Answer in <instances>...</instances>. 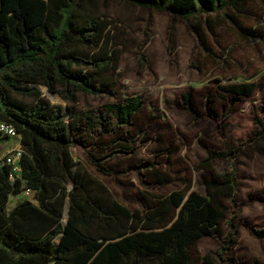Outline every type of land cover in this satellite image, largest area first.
I'll use <instances>...</instances> for the list:
<instances>
[{"label":"trees","instance_id":"16d2710c","mask_svg":"<svg viewBox=\"0 0 264 264\" xmlns=\"http://www.w3.org/2000/svg\"><path fill=\"white\" fill-rule=\"evenodd\" d=\"M127 1L186 18L208 13L210 27V14L221 10L242 34L264 36L237 16L250 0ZM106 6L107 0H0V118L16 126L22 147L20 171L0 158V264H191L190 248L221 233L227 220L234 172L220 171L208 181L209 194L174 188L145 208L122 201L100 176L116 170L110 162L121 152L134 151L131 128L144 104L141 94L120 89L122 52ZM258 86L257 80L232 81L221 83L220 91L249 95ZM90 95L113 99L104 110L80 105ZM184 97L196 110L191 93ZM4 137L11 136L0 131ZM77 142L88 148L94 170L76 161ZM236 151L227 144L211 154ZM27 187L35 189L36 201L23 197L10 206ZM234 221L228 223L234 227ZM257 232L264 237V227ZM235 239L228 236L220 256ZM204 264L220 263L208 254ZM228 264L246 263L230 258Z\"/></svg>","mask_w":264,"mask_h":264},{"label":"rangeland","instance_id":"374dc122","mask_svg":"<svg viewBox=\"0 0 264 264\" xmlns=\"http://www.w3.org/2000/svg\"><path fill=\"white\" fill-rule=\"evenodd\" d=\"M106 9L122 52L120 89L141 94L144 104L131 128L134 151L121 152L110 162L116 170L100 176L122 201L145 208L174 188L209 194L208 181L220 171L234 172L236 192L227 198L230 210L222 231L190 248L191 264H204L208 254L220 264L230 258L264 263V237L257 232L264 227V149L258 145H264V131L258 135L264 126V36L242 34L221 10L210 14V27L208 13L186 18L127 0H107ZM237 13L244 26L264 33V0H250ZM247 80L259 82L252 94H221V83ZM41 88L54 102L67 105L59 94ZM188 92L197 111L185 100ZM108 99L113 98L90 95L80 105L89 102L104 110ZM20 144V136L2 138L0 158ZM227 144L237 151L212 157V149ZM86 149L76 143V161L90 164ZM23 197L13 195L10 206ZM232 217L234 227L228 223ZM231 233L235 243L220 256Z\"/></svg>","mask_w":264,"mask_h":264},{"label":"built area","instance_id":"2783aa9c","mask_svg":"<svg viewBox=\"0 0 264 264\" xmlns=\"http://www.w3.org/2000/svg\"><path fill=\"white\" fill-rule=\"evenodd\" d=\"M0 131L4 134H7L11 137L13 136H20L16 126L10 122H7L4 119L0 118ZM22 155V147L21 144L16 146L15 148L11 149L7 154H5L3 157H5V160L13 165V170L15 172L20 171L21 165H20V157ZM12 177L14 178V174H12ZM21 194H25L26 197L36 201L35 198V189H32L30 187L25 188Z\"/></svg>","mask_w":264,"mask_h":264},{"label":"crops","instance_id":"0c3cea01","mask_svg":"<svg viewBox=\"0 0 264 264\" xmlns=\"http://www.w3.org/2000/svg\"><path fill=\"white\" fill-rule=\"evenodd\" d=\"M20 143H21V137H20ZM18 144H19V143H18ZM17 146H18V145H17ZM15 147H16V146H14L13 148H15ZM13 148H12V149H13ZM9 151H10V150H9ZM9 151H8V152H9ZM8 152H7V153H8ZM7 153H6V154H7ZM4 155H5V154H4Z\"/></svg>","mask_w":264,"mask_h":264}]
</instances>
